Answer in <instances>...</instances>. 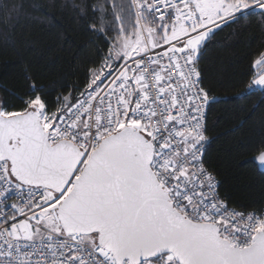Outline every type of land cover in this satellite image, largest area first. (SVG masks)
<instances>
[{"label":"snow or ice","instance_id":"1","mask_svg":"<svg viewBox=\"0 0 264 264\" xmlns=\"http://www.w3.org/2000/svg\"><path fill=\"white\" fill-rule=\"evenodd\" d=\"M50 10L90 37L73 71L41 70L38 33L73 46ZM225 32L264 38V0H0L17 76L0 81V264H264V191L237 202L208 156ZM243 86L264 97V43ZM249 163L264 174V134Z\"/></svg>","mask_w":264,"mask_h":264},{"label":"trees","instance_id":"2","mask_svg":"<svg viewBox=\"0 0 264 264\" xmlns=\"http://www.w3.org/2000/svg\"><path fill=\"white\" fill-rule=\"evenodd\" d=\"M50 11L58 16L64 29H69L67 36L73 46L70 55L67 50L60 51L63 41H57V33H38L36 46L46 57L39 61L41 70L48 74L73 71L69 66L73 57L84 58L93 51L90 37L63 13ZM16 25L13 18L9 27ZM25 30L31 31L27 22H21L17 31ZM217 41L218 46L210 53L206 67L213 79L215 94L226 102L217 104L208 116V156L220 173L224 189L237 202L258 201L264 191V174L249 161L252 146L264 134V107L261 106L264 97L259 93L247 95L243 82L249 71L251 55L261 47L264 38L256 33L230 36L225 32L217 37ZM15 60V56H0V81H6L10 86L17 76L6 69L5 64Z\"/></svg>","mask_w":264,"mask_h":264},{"label":"built area","instance_id":"3","mask_svg":"<svg viewBox=\"0 0 264 264\" xmlns=\"http://www.w3.org/2000/svg\"><path fill=\"white\" fill-rule=\"evenodd\" d=\"M210 140V139H209Z\"/></svg>","mask_w":264,"mask_h":264}]
</instances>
